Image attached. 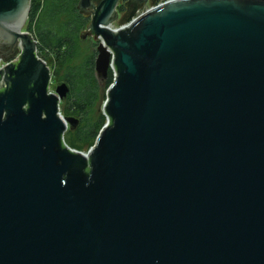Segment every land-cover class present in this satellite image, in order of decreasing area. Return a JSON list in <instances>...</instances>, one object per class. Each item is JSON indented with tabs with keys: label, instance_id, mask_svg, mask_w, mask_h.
<instances>
[{
	"label": "water",
	"instance_id": "95a60500",
	"mask_svg": "<svg viewBox=\"0 0 264 264\" xmlns=\"http://www.w3.org/2000/svg\"><path fill=\"white\" fill-rule=\"evenodd\" d=\"M120 1L77 5L113 77L82 153L64 141L69 89L50 90L25 28L31 0H0V61L15 57L0 68V264H264V0H171L126 22Z\"/></svg>",
	"mask_w": 264,
	"mask_h": 264
},
{
	"label": "trees",
	"instance_id": "16d2710c",
	"mask_svg": "<svg viewBox=\"0 0 264 264\" xmlns=\"http://www.w3.org/2000/svg\"><path fill=\"white\" fill-rule=\"evenodd\" d=\"M78 2L79 0H31L26 27L27 32L37 41V56L46 64L53 56L64 70L61 81L69 89L66 98L73 102V110L77 111L78 107L82 116V125L76 133L75 143L64 139L66 145L75 147L74 149L92 146L105 123L104 116H99L97 121L92 118L97 84L94 76L95 56L91 54L83 58L81 54V32L88 26L90 18L78 11ZM55 74H58L57 70ZM112 80V73L109 71L107 88Z\"/></svg>",
	"mask_w": 264,
	"mask_h": 264
},
{
	"label": "rangeland",
	"instance_id": "374dc122",
	"mask_svg": "<svg viewBox=\"0 0 264 264\" xmlns=\"http://www.w3.org/2000/svg\"><path fill=\"white\" fill-rule=\"evenodd\" d=\"M120 6H122V4H120ZM151 8L152 7L150 6L148 9H151ZM145 11L146 10L144 8V9L140 10V12L136 13L135 16H138V15L144 13ZM125 24L126 23H123V24H120V25L112 27V28L117 29V28H119L121 26H124ZM26 27H27V23H26L25 28ZM80 40H81V44L83 45V49L81 51L82 57L84 58L85 55L89 56V55L92 54L96 58V56H97V54H96L97 53L96 52L97 42H94L93 39H91L89 36L80 37ZM94 61H95V59H94ZM47 66L50 68L51 76H52L51 84H50V90L52 92H54L55 88L63 83V81H61V77L63 76V71L64 70H63V68L59 67L58 61L53 56H51L49 58V60L47 62ZM56 70L58 71L57 75L55 74ZM94 76L96 78L97 84H96V87H95L96 88V92H95L96 93V97L94 98V102L92 104V118H93V120L97 121L99 116H104L105 123H106V117H105V111H104V103H105V100H106V97H107V95H106V93H107V77L103 78V77L98 76V74L95 72V70H94ZM86 91H88V90H86ZM72 103L73 102L71 100H69L68 98H65L60 103V114L62 115V117H77L78 120H79V125L74 131H71L68 128V130L64 134L65 141L69 142V143L72 142V144H74L75 143L74 140L76 139V133L80 129V126L82 125V116L80 115L78 107H76L77 111L72 109L73 108ZM83 146L84 145H82V147ZM92 146H89V145L86 146L85 145L82 149H74L75 147H71V149H73L75 151L82 152V153H86Z\"/></svg>",
	"mask_w": 264,
	"mask_h": 264
},
{
	"label": "flooded vegetation",
	"instance_id": "af4514ba",
	"mask_svg": "<svg viewBox=\"0 0 264 264\" xmlns=\"http://www.w3.org/2000/svg\"><path fill=\"white\" fill-rule=\"evenodd\" d=\"M168 1H171V0H121L118 4L117 8H116L117 12H118V19L120 18L122 21L126 22V20L133 13H134V17H136L135 16L136 13L140 12V10H142L146 7H150V6L153 8L157 5L166 3ZM120 4H122V6H120ZM120 13L122 14V16ZM88 17H89V15H88ZM2 49L4 51H1V52H6L9 48L6 46H3Z\"/></svg>",
	"mask_w": 264,
	"mask_h": 264
},
{
	"label": "built area",
	"instance_id": "2783aa9c",
	"mask_svg": "<svg viewBox=\"0 0 264 264\" xmlns=\"http://www.w3.org/2000/svg\"><path fill=\"white\" fill-rule=\"evenodd\" d=\"M15 58V57H14ZM14 58L10 59L9 61L7 62H4V61H0V68L3 67L4 65H6L8 62H10L11 60H13Z\"/></svg>",
	"mask_w": 264,
	"mask_h": 264
},
{
	"label": "bare ground",
	"instance_id": "6f19581e",
	"mask_svg": "<svg viewBox=\"0 0 264 264\" xmlns=\"http://www.w3.org/2000/svg\"><path fill=\"white\" fill-rule=\"evenodd\" d=\"M112 29H114V28H112Z\"/></svg>",
	"mask_w": 264,
	"mask_h": 264
}]
</instances>
